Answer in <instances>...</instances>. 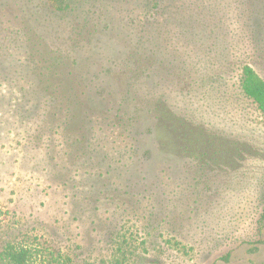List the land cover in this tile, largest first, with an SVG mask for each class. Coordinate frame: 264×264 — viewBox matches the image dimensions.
<instances>
[{"label":"rangeland","instance_id":"rangeland-1","mask_svg":"<svg viewBox=\"0 0 264 264\" xmlns=\"http://www.w3.org/2000/svg\"><path fill=\"white\" fill-rule=\"evenodd\" d=\"M65 2L0 0V252L264 264V114L238 88L264 78V0ZM200 67L221 91L167 114Z\"/></svg>","mask_w":264,"mask_h":264},{"label":"trees","instance_id":"trees-1","mask_svg":"<svg viewBox=\"0 0 264 264\" xmlns=\"http://www.w3.org/2000/svg\"><path fill=\"white\" fill-rule=\"evenodd\" d=\"M48 1L54 10L62 11L67 6L65 0ZM239 68V90L244 96L249 98L253 104H255V107L259 112L264 114V78L248 63H243L239 66ZM218 73L215 75L213 72L210 73L207 71L205 67H200L199 74L195 76L196 79H191L189 82H187L185 89L181 90L182 92H179L181 95H177L180 97L179 101L182 102L186 100V104H184L183 108H181L180 105H177L176 103L172 102L173 105L171 102L168 103L165 105L167 114L176 113L173 110L181 109L183 112L187 109L188 115H192L196 118L202 116L201 111L204 107L201 104L195 102L193 99V94H196L198 87L201 89L202 87L206 86L207 88L204 89L206 92H201L200 99L206 100L210 98L212 93L210 94L209 88L213 90L214 83L218 84L216 90L221 91L222 88L220 87L221 84L219 80L221 77L225 78V73ZM167 98L171 99L173 96L169 95ZM175 105L178 107H175ZM205 108H207L208 111H213V109L209 107V104H207ZM185 113L187 115V112ZM257 224L258 228L264 226V205L257 219ZM0 256L1 259L4 260V264H37L34 260L33 252L30 250V248H27L24 245L7 244L0 252ZM116 264H120V261H116Z\"/></svg>","mask_w":264,"mask_h":264}]
</instances>
